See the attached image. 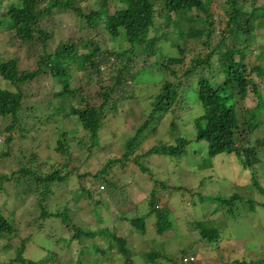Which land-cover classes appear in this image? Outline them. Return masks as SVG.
<instances>
[{
    "label": "rangeland",
    "instance_id": "374dc122",
    "mask_svg": "<svg viewBox=\"0 0 264 264\" xmlns=\"http://www.w3.org/2000/svg\"><path fill=\"white\" fill-rule=\"evenodd\" d=\"M83 2L84 5L95 6V3H92L94 0ZM11 3L12 0H0V12L7 10ZM252 5L263 6L264 0H248L246 8L251 9L248 7ZM228 7V0H212L209 3V9L216 21V31L211 39L213 44H216L222 35V30L227 28ZM170 17L172 21L178 22L185 19L178 13H172ZM262 19L264 21V16ZM168 20L167 15L157 19L159 34L163 32L162 26ZM5 23L0 19L1 25L5 26ZM85 25L82 18L64 14L62 32L49 45L55 47L61 37L80 40L88 35L97 36L103 48L112 45L107 41L103 29L97 33L95 29L90 30ZM188 30L189 26L185 24L184 33ZM155 33L152 29L149 36H154ZM254 33V51L258 53L259 45H264V23L259 25L258 22ZM166 36L169 39L171 37L170 34ZM201 37L206 39L205 35ZM232 40L230 36L227 40L229 46H232ZM179 41L183 42V39L179 38ZM39 43L37 42L35 48L31 44L22 43L12 29L0 26V58L6 59L10 55H16L21 69L36 68L38 53L42 52ZM159 46L157 45V48L165 59L177 49L166 38ZM199 46L203 52L208 51L205 46L198 45L196 40H193L190 45L192 51L189 52L185 65L178 63L172 66L180 75L183 73L181 66L186 67L192 59V53L196 51L193 47ZM151 48L150 44H142L139 48L141 52L138 51L131 59L133 70L148 67L153 61L159 60L160 57L155 59V55H147ZM78 51H81V48ZM165 75L171 80L178 78L170 71ZM152 76L150 73L142 78ZM71 84L77 85L74 78ZM95 84L93 81L88 85L90 91H96ZM0 86L10 87V84L0 76ZM151 87L153 86L150 84L140 83L129 91L125 90L124 95L121 94L123 97L116 107L104 118L99 132V144L93 148L91 154L85 151L86 148L78 149L76 140L88 136L87 131L78 123H64L66 129L75 130L69 136V153L55 149L58 138L57 123L39 125L37 130L29 127L24 133L14 131V139L8 147L4 143L5 135L0 132V175H8L0 202L5 201L8 210L14 211V226L18 229L13 233L4 232L0 236V262L7 263L15 258L18 248L25 241L23 255L31 260L43 261L42 264H76L77 258H84L87 264H125L124 255L109 246L108 237L103 232L106 229L115 231L116 235L120 233L129 237L133 251L132 264H151L144 257V253L151 250L166 254L159 257V261L164 264H175L174 260L181 263L184 256L191 255L195 260L189 264H264V192L253 185V169L244 167L236 156L230 154L210 156L207 143L195 137L194 121L189 115H193L194 110L187 111L190 108L187 103L183 107H178L175 103L165 114L157 113L151 119L152 102L158 94L159 86ZM261 87L264 95V83ZM25 88L28 94H31V99L43 102L54 92L53 81L46 76L32 86L26 85ZM254 99L253 93H250L247 105L252 106ZM41 113L42 109L38 108L34 115L38 118ZM258 117L264 121V107L258 111ZM6 122L0 119L2 125ZM145 123H148V126L139 134V129ZM136 135L135 152L129 159L125 158L124 154L128 150L126 143ZM178 136L192 139L186 145L184 155L172 157L155 152L147 154L154 146L176 144ZM4 151H9V155H4ZM34 153H37L38 159L31 162L29 158ZM111 157L120 160L100 174V168L102 169ZM260 158L261 162L256 165L254 171L259 183L264 186V150L260 152ZM142 164L149 169H142ZM30 166L43 171V174H48L54 169L60 170L61 174L69 171L68 181L57 190L54 187L56 192L43 199L33 191L38 185L36 180L29 179L32 175L23 176L18 172L20 168ZM96 174L100 175L96 177ZM19 178L22 183L19 185L20 189H16L11 181ZM104 179L112 180L113 185L110 186ZM153 193L157 207L170 208L166 211L172 228L163 234L157 229L158 215L150 211ZM235 193L240 195V200H237L230 210L228 205L222 206V200ZM79 194H82L81 198ZM78 198L81 199L79 206L82 209L77 212L75 209ZM250 199L255 201L254 207H251ZM68 200V212L73 222L79 223L83 229H91L94 235L82 233V238L81 235L73 238L77 229L74 225L66 227L63 217L67 212H64L63 217L57 214L66 211ZM128 214L134 217L138 214H148L146 231L134 232L130 220L123 218ZM197 221L218 227L219 238H203ZM119 226L122 228L118 230ZM90 244L99 245L106 250V254L99 252L88 262L87 254L81 253L80 250L83 247L86 249ZM98 255L101 260L97 262L94 257ZM47 257H50V261Z\"/></svg>",
    "mask_w": 264,
    "mask_h": 264
},
{
    "label": "trees",
    "instance_id": "16d2710c",
    "mask_svg": "<svg viewBox=\"0 0 264 264\" xmlns=\"http://www.w3.org/2000/svg\"><path fill=\"white\" fill-rule=\"evenodd\" d=\"M83 1L12 0L7 10L0 12L1 21L3 24L6 22L5 26L1 24L0 26L12 29L22 43L31 44L35 48L37 42H40L38 45L42 48V52L38 53L35 69H21L16 55H10L6 59L0 58V76L10 84V87L0 86V119L7 121L3 125L0 123L2 125L0 132L5 135V146L8 147L14 139V131L24 133L29 127L37 130L39 125L57 123L58 138L55 149L69 153V136L75 130L66 129L64 123H78L88 134L76 140L78 149L86 148L85 151L91 154L93 148L99 144V132L104 118L116 107L125 90L129 91L131 87L145 83L153 86L151 88L159 86L158 94L152 102L151 119L157 113L165 114L175 103L178 107L189 104L190 108L187 111L194 110L193 115H189L194 121L195 137L207 143L208 154L212 157L223 153L236 156L244 167L253 169V185L264 192V186L259 183L257 173L254 171L256 165L261 162L260 152L264 150V121L258 117V111L264 107L261 87L264 83V45H259L258 53L254 51L256 44L254 30L258 22L259 25L264 23L262 19L264 5H252L248 7L251 9H247L248 0H228L227 28L222 30V35L216 44H213L211 39L216 31V21L209 9L212 0H94L92 3H95V6L84 5ZM66 13L82 18L86 23L85 27L90 30L95 29L99 33L103 29L107 41L112 45L103 48L97 36L88 35L87 38L80 40L61 37L55 47L50 46V42L62 32ZM172 13H178L185 19L182 22L172 21L170 17ZM166 15L169 16V20L162 26L163 32L159 34L160 28L156 27L157 19ZM185 24L189 26L187 33L183 31ZM152 29L156 33L150 37ZM166 34L171 35L170 39ZM202 35H205L206 39H202ZM230 36L233 39L232 46L227 42ZM165 38L177 48L173 55L166 56L167 59L162 57V52L157 48ZM179 38L183 39V42L179 41ZM193 40H196L198 45L205 46L208 51L203 52L200 46L193 47L196 51L192 53L191 61L183 67L189 52L192 51L190 45ZM144 43L152 46L147 55H155L157 57L155 59L160 58L148 67L133 70L131 59L138 54ZM79 48L81 51H78ZM145 61L147 62V59ZM178 63L183 64L182 75L172 67ZM167 71L178 78L176 80L166 78ZM150 73L152 77L142 78L143 75ZM44 76L53 81L52 96L46 98L45 102L31 99V94H28L25 86H32ZM73 78L77 85L72 86ZM93 81L96 82L97 89L92 92L88 85ZM250 93H253L255 98L252 106L247 105ZM38 108L42 109V113L37 118L34 114ZM148 123L150 124V119ZM148 123L139 129V134ZM136 138L137 135L127 141L128 150L124 154L125 158L129 159L130 155L134 154L137 147ZM191 140L186 136H178L176 144L154 146L147 154L155 152L172 157L181 156L184 155L186 145ZM3 154L9 155V151H4ZM29 159L31 162L37 160V153ZM119 160L109 158L99 173H105L110 165ZM141 167L144 170L149 169L143 164ZM38 170L30 166L20 168L18 172L23 176L32 175L29 179L36 180L38 185L33 191L43 199L55 193L68 181L69 171L61 174L60 170L54 169L48 174H43V171ZM15 175L16 171L13 172V176ZM6 180L8 175L1 174L0 197L2 190L6 189ZM104 181L110 186L113 185L110 179ZM21 183L20 178L11 181L16 189H20ZM30 183L32 184L31 181ZM81 196L82 194H79V198ZM79 198L76 200L77 212L82 209L79 206L81 200ZM239 198V194H232L222 200V206L228 205L230 210L237 200H240ZM249 202L251 207H254L255 201L250 199ZM5 204V201L0 202V236L4 232L13 233L18 230L14 226L16 224L14 211H9ZM66 205V211L57 214L63 217L64 212H67L63 217L66 227L74 225L77 229L73 238L80 235L82 238V233L94 235L91 229H83L79 223L73 222L68 212L69 200ZM150 205V211L158 215L156 223L158 232L163 234L172 228L166 211L170 208L157 207L154 193ZM146 215L148 216L138 214L134 217L128 214L123 218L130 220L134 232L136 230L145 232ZM197 224L203 238L210 240L219 238L218 227L210 223L207 225L204 221H197ZM121 226L118 230L122 228ZM103 232L108 237L109 246L124 255L125 264H132L133 251L130 248L129 237L120 233L116 235L115 231L110 232L106 229ZM73 238L71 236V239ZM25 248L23 241L18 248L17 256L7 263L1 261L0 264H42L43 261L26 258L23 255ZM80 252L87 254L88 262L99 252L106 254V250L93 244L88 245L86 249L83 247ZM165 255L159 250L144 253V257L151 264H164L159 261V257ZM94 258L97 262L101 260L99 255ZM47 260L50 261V257H47ZM174 262L188 264L175 260ZM76 264L87 263L84 258H77Z\"/></svg>",
    "mask_w": 264,
    "mask_h": 264
},
{
    "label": "clouds",
    "instance_id": "9594fccd",
    "mask_svg": "<svg viewBox=\"0 0 264 264\" xmlns=\"http://www.w3.org/2000/svg\"><path fill=\"white\" fill-rule=\"evenodd\" d=\"M143 169V168H142ZM102 188H103V186H101ZM191 257H193V259H191ZM185 258H188L189 260H187V261H185ZM193 260H195V257L193 256V255H191V256H184L183 258H182V262H184V263H192V261Z\"/></svg>",
    "mask_w": 264,
    "mask_h": 264
},
{
    "label": "built area",
    "instance_id": "2783aa9c",
    "mask_svg": "<svg viewBox=\"0 0 264 264\" xmlns=\"http://www.w3.org/2000/svg\"><path fill=\"white\" fill-rule=\"evenodd\" d=\"M191 259H193V257H191ZM189 260L188 258H185V261Z\"/></svg>",
    "mask_w": 264,
    "mask_h": 264
}]
</instances>
